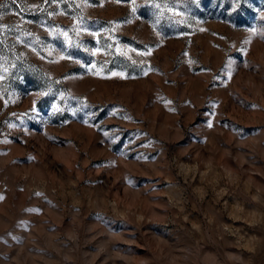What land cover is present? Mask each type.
Instances as JSON below:
<instances>
[{"label":"rangeland","instance_id":"rangeland-1","mask_svg":"<svg viewBox=\"0 0 264 264\" xmlns=\"http://www.w3.org/2000/svg\"><path fill=\"white\" fill-rule=\"evenodd\" d=\"M0 264H264V0H0Z\"/></svg>","mask_w":264,"mask_h":264}]
</instances>
